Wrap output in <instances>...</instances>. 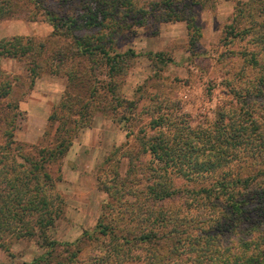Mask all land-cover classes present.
<instances>
[{"label":"trees","instance_id":"16d2710c","mask_svg":"<svg viewBox=\"0 0 264 264\" xmlns=\"http://www.w3.org/2000/svg\"><path fill=\"white\" fill-rule=\"evenodd\" d=\"M21 1L0 0V19L20 15ZM213 2H24L34 5L29 21L43 15L53 28L50 38H65L68 45L50 52L48 41L30 37L0 43V248L8 237L36 239L48 252L30 264H76L87 246L92 250L84 264H264V0L239 2L224 31L225 44L246 48L230 52L243 67L232 68L234 81L224 84L231 102L217 118L192 126L187 115L158 112L138 132L129 126L127 136L135 141L125 154L128 169L125 176L115 170L111 185L104 184L109 200L95 229L73 242L48 234L63 212L53 200L50 167L67 155L75 132L89 127L98 111L127 124L137 119L138 102L108 92L137 56L131 49L116 51L135 16L140 24L185 21L197 47V10ZM4 60L26 61L32 83L44 69L68 77L48 119L49 131L59 126L41 145L15 139L19 102L11 100L19 78L2 69ZM8 110L12 116L2 123Z\"/></svg>","mask_w":264,"mask_h":264},{"label":"rangeland","instance_id":"374dc122","mask_svg":"<svg viewBox=\"0 0 264 264\" xmlns=\"http://www.w3.org/2000/svg\"><path fill=\"white\" fill-rule=\"evenodd\" d=\"M63 1L43 0V3L56 5ZM243 1L249 0H214L212 5L198 9L197 25L201 35L197 37V47L191 46L193 33L187 22L169 21L155 25L145 20L140 24L141 16H135L132 29L120 38L116 51L123 53L131 49L137 56L129 61L128 69L108 92L138 102L137 119L127 124L120 116L98 111L89 127L75 132L64 159L51 165L56 181L53 200L57 204L60 202L63 208L55 225L48 230L51 238L73 242L85 230L95 229L103 213L102 207L109 200V194L103 190L104 184L111 185L109 181L115 170L126 175L128 158L125 154L135 141L133 136H127L130 127L138 132L158 112L187 115L192 126L205 125L212 123L218 111L228 106L231 96L224 84L234 81L230 75L232 68L238 71L243 67L238 59L231 58L230 52L246 48V43L227 45L223 38L237 4ZM24 2L26 0L18 3L20 15L0 19V43L13 37H30L41 43L48 41L50 52L65 48L68 45L65 38H50L53 28L43 15L37 21L28 20L27 12L33 10L34 5L29 7ZM70 13L74 14V11ZM1 66L19 78L11 100L12 103L19 102L15 139L22 144L41 145L45 133L54 136L59 126L56 123L49 131L48 119L68 89V77L65 73L54 75L44 69L32 83L26 61L4 60ZM252 78L248 76V79ZM77 90L83 93V98L84 90ZM3 107L2 102L0 108ZM2 114V123L12 116L10 110ZM1 128L5 130L4 125ZM4 242L5 248H0L1 264H30L48 252L36 239L8 237ZM91 250L92 247L87 246L76 264L87 262ZM73 263L69 259L67 264Z\"/></svg>","mask_w":264,"mask_h":264}]
</instances>
